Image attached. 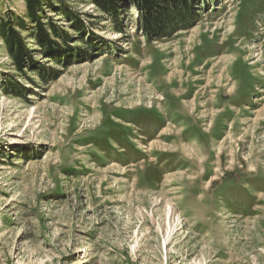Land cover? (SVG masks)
<instances>
[{
    "label": "rangeland",
    "instance_id": "obj_1",
    "mask_svg": "<svg viewBox=\"0 0 264 264\" xmlns=\"http://www.w3.org/2000/svg\"><path fill=\"white\" fill-rule=\"evenodd\" d=\"M61 1L85 42L47 12L71 39L27 37L43 78L0 39V264H264V0H206L159 40L135 5L119 32Z\"/></svg>",
    "mask_w": 264,
    "mask_h": 264
},
{
    "label": "trees",
    "instance_id": "obj_2",
    "mask_svg": "<svg viewBox=\"0 0 264 264\" xmlns=\"http://www.w3.org/2000/svg\"><path fill=\"white\" fill-rule=\"evenodd\" d=\"M89 1L95 4L101 12L112 16L114 30L119 32L122 30L119 19L121 3L135 5L140 12L138 20L140 28L145 34L152 37L150 39L159 40L172 35L177 30L192 26L196 21L194 15L203 10L201 5L206 0ZM25 6L26 13L24 16L19 17L12 11L7 14L1 13L0 39L4 51L11 57L18 71L23 72L25 68L34 69L35 67L43 78V74L33 62V53L28 48L27 37L37 45L38 49L36 51L45 57H50L54 53L63 54L64 51L61 48H66V43L68 44L71 39L66 27L59 26L56 20L51 19L47 12L54 13L61 20L67 22L73 30L79 33L78 38L82 42H85L82 36L86 25L65 1L25 0ZM25 33H27V36H24ZM80 34L82 35L80 36Z\"/></svg>",
    "mask_w": 264,
    "mask_h": 264
},
{
    "label": "bare ground",
    "instance_id": "obj_3",
    "mask_svg": "<svg viewBox=\"0 0 264 264\" xmlns=\"http://www.w3.org/2000/svg\"><path fill=\"white\" fill-rule=\"evenodd\" d=\"M217 30H220V29H217ZM217 32V31H216ZM113 42V41H112ZM224 42V41H223ZM194 49V48H193ZM192 51H194V50H192ZM168 55V54H167ZM191 63V62H190ZM199 82V81H198Z\"/></svg>",
    "mask_w": 264,
    "mask_h": 264
}]
</instances>
